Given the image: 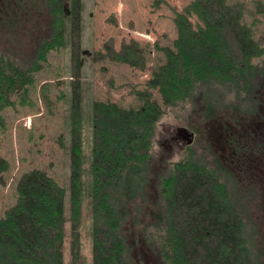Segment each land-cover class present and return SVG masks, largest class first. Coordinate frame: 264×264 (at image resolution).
<instances>
[{"label": "trees", "instance_id": "obj_1", "mask_svg": "<svg viewBox=\"0 0 264 264\" xmlns=\"http://www.w3.org/2000/svg\"><path fill=\"white\" fill-rule=\"evenodd\" d=\"M23 1L27 2L0 0V16L7 19L8 12L9 21ZM28 1L33 7L37 2L45 5L52 18L51 36L36 47V65L50 49L64 44L66 19L71 18L72 31L80 35L76 11L81 3ZM257 11L264 13V1H257ZM245 12L243 2L192 0L174 17L175 49L163 48L167 61L153 71L146 89L135 91L140 106L94 101L92 179L86 188L92 198L93 264H133L124 225L132 210L144 212L150 206L158 210L152 219L160 222L145 225L143 215H138L135 223L154 242L164 264H261L247 233L246 207L237 180L247 167L241 166V173L230 167L226 171L187 149L182 160L170 162L157 173L156 183L151 181L157 125L169 110L203 108L206 117H215L221 128L230 130L245 119V112L258 110L257 99L264 93V60H255L264 57V46L245 22ZM108 54L115 61L145 69L144 51L136 40L125 43L121 51L109 49ZM30 70L0 47V126L2 111L13 104L11 94L32 82ZM153 89H159L165 109L153 99ZM224 109H232L233 114L223 113ZM229 141H233L230 134ZM248 142L236 140L233 146L244 151ZM74 158L68 187L72 264L79 262L86 193L77 185L81 159L78 154ZM7 168L8 162L0 156V174ZM66 195V187L45 171L34 169L21 177L17 203L0 217V264H65Z\"/></svg>", "mask_w": 264, "mask_h": 264}, {"label": "rangeland", "instance_id": "obj_2", "mask_svg": "<svg viewBox=\"0 0 264 264\" xmlns=\"http://www.w3.org/2000/svg\"><path fill=\"white\" fill-rule=\"evenodd\" d=\"M191 1L80 0L81 8L76 11L80 35L72 31L71 18L66 19L64 44L50 49L46 59L36 61V65L33 62L37 45L51 36L49 9L38 2L33 7L23 1L17 6L19 11L15 16L9 17V27L8 20L0 16V47L22 67L31 68L29 76L32 77L30 84L11 94L13 104L2 111L0 156L8 162V168L0 174V217L17 203L18 184L25 173L34 169L47 172L67 189L65 264H72L73 260L68 187L76 154L81 159L77 185L86 193L81 208L79 262L75 264H93L92 198L86 188L90 187L92 179L94 101H111L126 108L140 106L135 91L146 89L153 71L167 61L163 48L175 49L174 17ZM229 1L245 4L244 20L253 27L255 39L264 46V13L257 11L258 0ZM66 9L69 13V1ZM4 17H8V12ZM14 20L19 21L14 24ZM192 20L197 21L195 17ZM132 40L143 48V70L115 61L108 54L109 49L121 51L122 46ZM263 60L264 57L255 62ZM153 99L166 108L159 89H153ZM257 100L258 110L245 112V119L231 130L226 126L221 128L215 117H206L203 108H198L199 112L203 110L201 113L183 107L169 110L157 125L153 149L156 164L151 181L156 183L157 173L165 171L170 162L182 160L187 149L195 151L212 166L223 165L226 171L230 167L241 173V166L247 167L237 180L246 207L244 217L250 243L264 264V93ZM222 112L233 114L232 109ZM229 134L233 141H229ZM236 140L248 142L242 147L244 151H240L237 144L233 146ZM157 213V208L152 206L144 212L132 210L130 221L124 225L133 264H164L154 242L147 240L141 226L135 223L138 215H143L141 220L145 225L159 223L158 219H152Z\"/></svg>", "mask_w": 264, "mask_h": 264}, {"label": "flooded vegetation", "instance_id": "obj_3", "mask_svg": "<svg viewBox=\"0 0 264 264\" xmlns=\"http://www.w3.org/2000/svg\"><path fill=\"white\" fill-rule=\"evenodd\" d=\"M3 4H4V3H3ZM24 17H26V16H24ZM24 17H23V18H24ZM2 19H5V18L2 17ZM7 20H8V17H7ZM18 21H19V20H14L12 23L16 24ZM9 22H10V18H9V21L7 22V26H8V27L11 25V23H9ZM1 25H2V24H1ZM2 26H3L5 29H7V28H6L7 26H4V24H3Z\"/></svg>", "mask_w": 264, "mask_h": 264}]
</instances>
